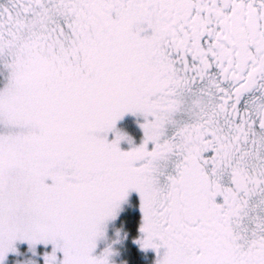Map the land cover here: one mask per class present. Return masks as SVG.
Wrapping results in <instances>:
<instances>
[{
    "label": "snow or ice",
    "instance_id": "6c2138e0",
    "mask_svg": "<svg viewBox=\"0 0 264 264\" xmlns=\"http://www.w3.org/2000/svg\"><path fill=\"white\" fill-rule=\"evenodd\" d=\"M149 251L264 264V0H0V264Z\"/></svg>",
    "mask_w": 264,
    "mask_h": 264
},
{
    "label": "rangeland",
    "instance_id": "374dc122",
    "mask_svg": "<svg viewBox=\"0 0 264 264\" xmlns=\"http://www.w3.org/2000/svg\"><path fill=\"white\" fill-rule=\"evenodd\" d=\"M122 126L127 128L128 130H130L132 132L134 129H136L135 128L136 125H135V122H134V118L131 117V116H126L124 118V121L122 122ZM134 134L136 135L137 138L139 137L137 132H134ZM122 147H127V146L126 145H122ZM144 256L149 257L151 261L153 259V254L150 251L146 255L144 254Z\"/></svg>",
    "mask_w": 264,
    "mask_h": 264
},
{
    "label": "trees",
    "instance_id": "16d2710c",
    "mask_svg": "<svg viewBox=\"0 0 264 264\" xmlns=\"http://www.w3.org/2000/svg\"><path fill=\"white\" fill-rule=\"evenodd\" d=\"M136 255L141 264H151V260L149 257L144 256V254H141L139 252H137Z\"/></svg>",
    "mask_w": 264,
    "mask_h": 264
},
{
    "label": "flooded vegetation",
    "instance_id": "af4514ba",
    "mask_svg": "<svg viewBox=\"0 0 264 264\" xmlns=\"http://www.w3.org/2000/svg\"><path fill=\"white\" fill-rule=\"evenodd\" d=\"M135 128H136V127H135ZM132 132H133V133H134V132H137L138 136L140 135L139 130H138L137 128L134 129ZM135 134H136V133H135Z\"/></svg>",
    "mask_w": 264,
    "mask_h": 264
}]
</instances>
